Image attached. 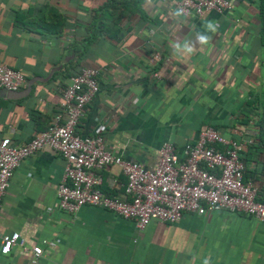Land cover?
I'll use <instances>...</instances> for the list:
<instances>
[{
	"label": "crops",
	"instance_id": "crops-1",
	"mask_svg": "<svg viewBox=\"0 0 264 264\" xmlns=\"http://www.w3.org/2000/svg\"><path fill=\"white\" fill-rule=\"evenodd\" d=\"M130 1L0 0V62L27 78L17 91L0 86V141L46 130L72 76L97 68L100 90L79 134L100 133L108 150L155 168L165 142L185 160L212 126L241 144L247 180L264 198V144L253 147L264 137V0L202 16L179 13V0ZM64 169L62 155L44 148L15 169L2 199L0 230L41 245V264H264V220L219 209L140 229L103 207L68 212L58 200ZM102 174V190L126 198L122 168ZM31 258L21 246L0 251V264Z\"/></svg>",
	"mask_w": 264,
	"mask_h": 264
},
{
	"label": "built area",
	"instance_id": "built-area-1",
	"mask_svg": "<svg viewBox=\"0 0 264 264\" xmlns=\"http://www.w3.org/2000/svg\"><path fill=\"white\" fill-rule=\"evenodd\" d=\"M231 2L179 0L176 10L182 15L202 16L211 10L223 12L231 8ZM99 75V69L83 67L72 76L63 91L62 111L46 130L22 144H14L9 137L0 141V210L15 169L30 155L51 148L65 160L58 200L68 212H77L84 205L103 207L133 219L140 229L153 220L173 223L185 212L204 214L219 209L242 211L264 220V202L257 200L258 187L244 180L246 163L240 156L241 144L212 126L201 130L194 144L187 147L185 160L180 159L171 142H165L155 168L108 150L100 133L79 134L78 125L86 107L100 90ZM26 83L24 73L0 62L1 87L17 91ZM114 165H119L127 176L126 198L102 190V171ZM14 246L31 251V263L41 264V245L27 246L19 232L0 230V251L8 254Z\"/></svg>",
	"mask_w": 264,
	"mask_h": 264
},
{
	"label": "trees",
	"instance_id": "trees-1",
	"mask_svg": "<svg viewBox=\"0 0 264 264\" xmlns=\"http://www.w3.org/2000/svg\"><path fill=\"white\" fill-rule=\"evenodd\" d=\"M113 2H116V3H120L121 2V4H122V2L124 1V2H126L127 3V5H129L130 3H131V1L130 0H112ZM123 2V3H124ZM133 2H136V3H138V0H134ZM132 4V3H131ZM129 6H131V5H129ZM133 11V10H132ZM260 124H261V126L263 127V125H264V120H262L261 122H260ZM264 131V130H263ZM261 140H260V143L259 142H257V143H254L253 144V147H259V146H261V145H263L264 144V137L262 136L261 138H260ZM243 160V159H242ZM245 162V161H244ZM249 170L250 169H248V166H247V164H246V170H245V173H244V180L246 181V182H248V176H247V171L249 172ZM252 172V171H251ZM252 182V181H251ZM254 185H255V183H253ZM257 200H259V201H262V202H264V198L262 197V195L259 193V191H258V196H257Z\"/></svg>",
	"mask_w": 264,
	"mask_h": 264
},
{
	"label": "clouds",
	"instance_id": "clouds-1",
	"mask_svg": "<svg viewBox=\"0 0 264 264\" xmlns=\"http://www.w3.org/2000/svg\"><path fill=\"white\" fill-rule=\"evenodd\" d=\"M207 27H209V28H211L212 27V23H209L208 25H207ZM214 30V29H213ZM208 37H201L200 38V42L202 43V44H206L207 42H208ZM189 52H192V49H189L188 50Z\"/></svg>",
	"mask_w": 264,
	"mask_h": 264
}]
</instances>
